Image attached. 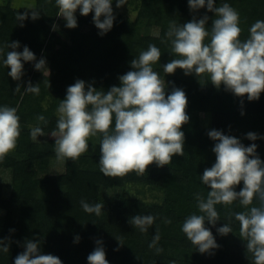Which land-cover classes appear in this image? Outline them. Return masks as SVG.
Segmentation results:
<instances>
[{
  "label": "trees",
  "instance_id": "trees-1",
  "mask_svg": "<svg viewBox=\"0 0 264 264\" xmlns=\"http://www.w3.org/2000/svg\"><path fill=\"white\" fill-rule=\"evenodd\" d=\"M27 1L29 7L15 5L14 0L0 1V48L4 49L0 56V106L16 107L21 124L17 147L0 162V175L10 174V182L0 195V240L9 248L7 253L0 251V264H14L16 256L25 251L27 240L39 241L40 254L57 256L62 264H88L97 240L102 241L108 264H254L252 253L239 236V222L232 215L246 210L238 201L230 206L216 205L220 220L215 226L205 222L219 245L210 253H200L181 230L188 216L203 215L195 195L200 193L206 199L210 190L200 178L216 159L212 149L217 141L207 135L210 130H221L245 146L255 143L264 161V93L259 100L249 101L247 95L237 97L223 86L217 89L207 74L201 78L185 75L182 69L174 74L163 71L164 64L179 58L170 54L169 26L207 15L210 29L215 13L206 7L194 11L188 0H127L136 11L131 18L117 14L116 0H112L113 27L101 36L93 23L94 12L82 16L78 9L76 28L65 27L66 21L57 27L56 0ZM224 3L240 14L241 40L249 37L255 21L264 20V0H215V6ZM33 11L39 12L35 20ZM25 14L20 21L18 16ZM13 41L20 44L16 51L27 46L36 57L35 61H22L24 75L19 81L8 76L10 69L2 62L12 50L6 45ZM150 44L161 51L153 69L164 77L168 93L173 86L186 93L190 120L181 129L185 134L184 156L174 155L171 164L164 167L153 163L144 175L130 172L110 178L100 171L99 134L89 139L97 141V150L87 151L74 162L57 159L55 139L31 138L34 126L42 127L45 135L56 130L57 109L70 85L79 79L105 92L119 87V76L133 70L130 62ZM42 58L46 69L38 71L34 64ZM29 82L39 84L38 95L25 92ZM39 115L46 118V124L37 121ZM249 132L261 138L248 140ZM57 162L63 163L60 171L54 169ZM243 186L241 182L235 190ZM81 201L104 204L101 214L85 212ZM251 206H259V201L254 199ZM135 215L156 219L147 232H141L129 223ZM165 218L172 222L165 224ZM224 224H230L232 233L217 232ZM157 228L161 237L157 247L163 249L159 254L149 248Z\"/></svg>",
  "mask_w": 264,
  "mask_h": 264
},
{
  "label": "clouds",
  "instance_id": "clouds-1",
  "mask_svg": "<svg viewBox=\"0 0 264 264\" xmlns=\"http://www.w3.org/2000/svg\"><path fill=\"white\" fill-rule=\"evenodd\" d=\"M126 3L127 0H116V7ZM56 4L57 16L64 18L67 28L78 26L75 15L78 9L82 16L94 12L93 23L101 36L113 27L112 0H56ZM188 5L194 11L206 7L215 13V19L210 29L206 26L207 15L200 19L194 17L181 25L173 22L169 26L166 37L171 42L170 54L179 58L164 64V73L174 74L182 69L185 75L195 74L202 78L207 74L208 81L217 89L223 86L237 97L247 95L249 101L259 100L264 93V20L255 21L249 29V37L241 40L240 14L230 4L215 6V0H188ZM26 15H19L18 19L22 21ZM38 17L39 12L33 11L32 19ZM206 38L208 43H205ZM6 47L12 50L2 62L10 69L8 76L19 81L24 75L22 61H35L36 57L27 46L22 52L16 51L20 47L18 41ZM3 55L4 49L0 48V56ZM161 55L160 49L150 44L130 62L133 70L119 76L120 86H112L107 92L97 90L92 84L86 86L85 81L79 79L67 88L66 97L57 109L56 130L50 133L55 138L58 160L76 161L88 151L89 139L98 134L101 136L100 171L106 177H124L130 172L144 175L153 163L164 167L171 164L174 155L184 156L185 134L181 129L190 120L186 112L188 100L181 88L173 86L169 94L164 77L154 71L153 65L160 61ZM34 67L38 71L46 69V60L40 59ZM15 91H20L19 85ZM25 92L38 95L39 84L33 86L29 82ZM17 112L16 107L0 106V162L17 147L21 135ZM36 119L47 123L43 115ZM30 135L37 140L45 133L42 127L34 126ZM207 135L217 141L212 149L215 163L205 168L200 176L210 190L206 199L200 193L195 195L203 215L188 216L181 230L200 253H210L219 245L205 222L215 226L220 220L216 205L230 206L238 201L246 209L232 214L239 222V236L246 242L247 252L252 253L254 264H264V161L256 152L257 145L245 146L238 138L225 135L221 130L212 129ZM258 138L261 137L253 132L246 135L251 141ZM241 182L243 188L236 191ZM254 199L259 201V206H251ZM81 206L85 212L100 215L104 204L90 205L81 201ZM155 219L152 215H135L129 223L147 232ZM171 222L169 218L164 219L165 224ZM232 231L230 224L217 229L221 235ZM160 238L157 228L149 244L157 254L163 251L157 247ZM96 244L87 257L88 264H108L102 241L97 240ZM24 247L25 251L16 256L14 264H62L57 256L40 254L39 241L27 240ZM0 251H9L2 240Z\"/></svg>",
  "mask_w": 264,
  "mask_h": 264
},
{
  "label": "rangeland",
  "instance_id": "rangeland-1",
  "mask_svg": "<svg viewBox=\"0 0 264 264\" xmlns=\"http://www.w3.org/2000/svg\"><path fill=\"white\" fill-rule=\"evenodd\" d=\"M0 1H2V0H0ZM14 4L15 5H21L22 4V5H26L28 7L30 6L28 4L27 0H14ZM115 9H116L117 14L123 15L125 17L135 18V16H136V11L133 9V6H131L128 2L119 8L115 7ZM63 22H65L64 18L59 16L58 20H57V27L60 23H63ZM37 138L40 140H46V139L54 140L55 139L51 135L38 136ZM97 144L98 143L95 139L91 140L89 142L88 151L89 152L96 151L97 150ZM62 164H63L62 162L61 163H59V162L55 163L54 169H56L57 171H60L62 169V166H63ZM9 179H10V174L7 172L0 175V195L3 194L4 189H6L7 184L10 182ZM54 194H55V196L58 195V189H56L54 191ZM148 197L152 198L150 193L148 194Z\"/></svg>",
  "mask_w": 264,
  "mask_h": 264
}]
</instances>
